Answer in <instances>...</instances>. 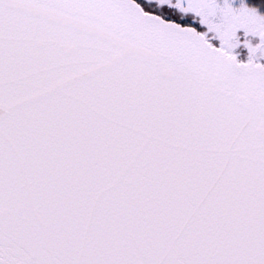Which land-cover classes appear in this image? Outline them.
Instances as JSON below:
<instances>
[{"label": "snow or ice", "instance_id": "obj_1", "mask_svg": "<svg viewBox=\"0 0 264 264\" xmlns=\"http://www.w3.org/2000/svg\"><path fill=\"white\" fill-rule=\"evenodd\" d=\"M0 264H264V0H0Z\"/></svg>", "mask_w": 264, "mask_h": 264}, {"label": "flooded vegetation", "instance_id": "obj_2", "mask_svg": "<svg viewBox=\"0 0 264 264\" xmlns=\"http://www.w3.org/2000/svg\"><path fill=\"white\" fill-rule=\"evenodd\" d=\"M244 55H245L244 51H243V50H241V58H243V57H244Z\"/></svg>", "mask_w": 264, "mask_h": 264}]
</instances>
